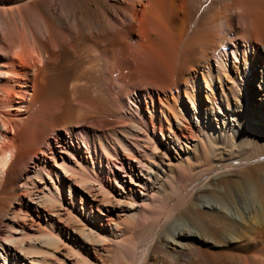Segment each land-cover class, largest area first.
I'll use <instances>...</instances> for the list:
<instances>
[{"label": "bare ground", "instance_id": "bare-ground-1", "mask_svg": "<svg viewBox=\"0 0 264 264\" xmlns=\"http://www.w3.org/2000/svg\"><path fill=\"white\" fill-rule=\"evenodd\" d=\"M22 105L0 264H264V0H0Z\"/></svg>", "mask_w": 264, "mask_h": 264}, {"label": "rangeland", "instance_id": "rangeland-1", "mask_svg": "<svg viewBox=\"0 0 264 264\" xmlns=\"http://www.w3.org/2000/svg\"><path fill=\"white\" fill-rule=\"evenodd\" d=\"M233 37H234V35H233ZM46 92V93H45ZM45 92H42V93H40V95H38V97H37V99H36V101L37 102H35V105H34V107L36 106V108H34V109H36V110H38L39 112H43V113H47L49 110H51V106H52V104H51V97L50 96H48V97H46L47 96V91H46V89H45ZM12 93V95H14V93H13V91L11 92ZM43 96H44V98H43ZM47 98V99H46ZM45 99V100H44ZM42 100V101H41ZM50 100V101H49ZM44 101V102H43ZM46 102V103H45ZM38 103V104H37ZM41 103V105H39ZM45 103V104H44ZM37 104V105H36ZM40 107H39V106ZM23 106L24 105H22V107L20 108V110H19V108H17V106H10V107H0V115H1V118L3 119V121H4V119H5V121H6V123L8 124V126L7 127H3V126H1V123H0V133H1V135H3V136H1L0 137V142L1 143H10V142H12L13 141V136H14V132L11 130V127H10V123L12 122V120L16 117L15 115L16 114H18V113H23V111H24V108H23ZM40 109V110H39ZM48 110V111H47ZM45 111H47V112H45ZM6 117V118H5ZM2 127V128H1ZM10 128V129H9ZM6 129V130H5ZM11 130V131H10ZM9 131V132H8ZM7 136V137H6ZM9 141V142H8ZM16 192V193H15ZM21 192V193H20ZM22 192L23 191H21L20 189H18V190H11V189H8L4 194H2V193H0V202L2 201V205H4V207H6L8 204H7V202L9 201V203L11 202L12 204H14V205H16L17 203H15V201L16 202H19V198L21 197V196H23V194H22ZM16 197V198H15ZM3 199H6V201H3ZM14 200V201H13ZM34 219V222L33 223H38V221L35 219V218H33ZM36 221V222H35ZM31 222V221H30ZM52 239V241H51V244H48V246L50 247V245H51V247H50V249H48V250H50V251H57V250H60L61 248H62V246H61V243L62 242H60L59 243V241H58V239L56 240V239H54L55 237H51ZM55 241V242H54ZM58 241V242H57ZM59 243L58 245H60L61 247H56L57 245H55V243ZM55 245V246H54ZM54 248V249H53ZM54 254H57V253H55L54 252ZM60 255V254H59Z\"/></svg>", "mask_w": 264, "mask_h": 264}]
</instances>
